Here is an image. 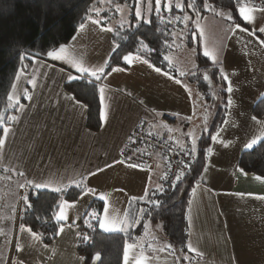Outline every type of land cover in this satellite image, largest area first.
<instances>
[{
	"label": "crops",
	"instance_id": "crops-1",
	"mask_svg": "<svg viewBox=\"0 0 264 264\" xmlns=\"http://www.w3.org/2000/svg\"><path fill=\"white\" fill-rule=\"evenodd\" d=\"M241 7L248 8L240 5L239 16ZM195 19L199 28H192L197 35L201 30L215 40V34H221L223 44L211 52L215 58L204 56L220 66L222 75L228 77L226 91L230 81L232 92H227L225 118L213 134L217 139L211 138L203 171L187 202L185 254L171 253L157 238L159 227L153 229L144 222L149 193L163 189L159 184L161 159L151 169L140 168L123 163L120 153L140 121L151 123L152 130L173 137L182 147L196 146L211 114L197 97L195 86L183 80L184 76L158 72L129 54L131 60L123 59L124 67L112 68L102 79L100 127L90 131L85 107L64 91L69 75L86 74L46 55L20 70L19 79L16 75L13 82L19 89L15 94L13 88L10 102L19 107L0 146V170L6 172L1 174L5 186L0 201V264H86L77 254L78 225L93 200L102 202L98 226L103 232L128 234L144 223L151 228L124 247L121 264H136L138 259L144 264H264V177L257 180L237 168L246 145L264 136V118L253 120L252 115L254 105L264 97V53L258 48V38L264 37L250 35L254 30L242 18L247 28L209 15ZM98 20L89 17L65 45L68 52L73 51L70 46L79 35L95 48L103 30ZM234 30V38H227ZM238 40H247V45L240 47ZM229 41L232 48L225 50ZM160 117L172 119L174 126L160 124ZM29 181L46 183L45 190L50 191L72 185L84 189L77 201L59 207L57 215L63 212L66 219L59 221L57 238L50 246L21 231L25 190L33 187ZM105 219L116 230L102 229L100 223ZM155 238L165 246H154ZM98 262L93 257L89 264Z\"/></svg>",
	"mask_w": 264,
	"mask_h": 264
},
{
	"label": "trees",
	"instance_id": "trees-1",
	"mask_svg": "<svg viewBox=\"0 0 264 264\" xmlns=\"http://www.w3.org/2000/svg\"><path fill=\"white\" fill-rule=\"evenodd\" d=\"M105 1L0 0V141L4 129L13 123L19 107L18 104H11L8 99L17 73L28 69L34 59H44L48 51L68 44L90 16L99 18L102 25V19L110 13L105 11L106 8L127 5L130 10L127 23L116 26L113 30L112 40L115 46L104 74L99 80L87 75H76L77 79L64 85V91L85 107L87 129L97 131L100 127L99 85L112 68L125 66L124 56L136 55L162 72L172 75L170 56L179 48L177 44L184 43L187 48L195 51V75L192 73L182 79L195 86L199 100L211 114L210 124L201 133L195 146V162L189 174L171 187H162L163 189L149 193L150 204L146 208L144 221L153 229L158 226L160 233L157 238L165 242L171 253L182 257L186 252L187 202L203 171L211 138L223 123L227 104L226 83L220 66L201 53L199 37L192 28V21L189 20L185 26L184 16L202 18L209 15L211 9L221 10L230 14L233 24L247 28L238 13L239 6L243 4L235 0H207L208 7L205 8L204 0H195L199 13L197 15V12L187 6L191 0H175L171 11L166 8L168 1L161 0L159 13L155 10V0H151L148 8L145 7L146 0H109L108 4ZM177 2L183 6V10L176 7ZM138 4L143 7L140 19H137L135 12ZM205 76L208 77L207 80L204 79ZM252 115L256 119L264 118V97L254 105ZM237 168L243 169L244 174L264 177V141L243 151ZM0 173L6 175L3 170ZM83 191L81 185L69 186L62 192L37 190L27 186L24 197H28L31 207L23 199L20 224L38 234L43 245L50 246L55 242L62 224L55 219L59 207L62 203L77 201ZM101 210L102 202L93 200L82 217L78 225L77 254L84 258L86 264L97 253L100 256L98 264H121L124 247L134 243L137 236L147 235V231L143 226L128 234L103 232L98 226ZM84 236L88 239L84 240ZM157 238L154 246L159 242H156Z\"/></svg>",
	"mask_w": 264,
	"mask_h": 264
},
{
	"label": "rangeland",
	"instance_id": "rangeland-1",
	"mask_svg": "<svg viewBox=\"0 0 264 264\" xmlns=\"http://www.w3.org/2000/svg\"><path fill=\"white\" fill-rule=\"evenodd\" d=\"M167 1L169 3L170 1L174 2L175 0H167ZM105 2L108 4L109 0H106ZM177 4H178V2H177ZM138 5H137V7H139V9L141 10L143 7L141 5H139V6ZM150 5H151V0H146L145 7L148 8ZM137 7H136V9H137ZM262 7H264V4ZM136 9H135V12H136ZM258 9H260V8H257V9L251 8V7L245 8V10L248 11L250 15H253L255 17V21L253 23L246 22L240 13L241 18L246 23H248L254 31H256V28L258 25L264 27V13H261L260 11H258ZM106 10L110 11V13H108L106 15L107 17L102 19V22L104 23V24H102L103 30H101L100 39H99L98 44L95 45V48H92V45H91L92 41H88V40L84 41V39H81L80 35L77 36V38L72 42V44L70 46V47H73V51L71 50V52H68V55L76 58L78 61H80L82 63V66H84V67L98 68V67L104 66L106 61L108 62V58L111 55V53L114 49V46H115L113 43V40H112V36H111L112 34H110V32L116 26H121V25L127 23L129 11H130L129 8L127 7V5L118 6L116 8H110V9L106 8L105 11ZM209 16L213 17V18H220V19L226 18L228 21L232 22V19L227 18V17H230V14L228 12L225 13L221 10H214L213 11L211 9ZM94 17L97 19L96 16H94ZM88 20H89V18H88ZM189 20L193 21L192 26H194V28L197 30V28H199V24L197 23L198 20L197 19L193 20V18L189 19ZM189 20L183 21L185 26H186V24H188ZM81 29L79 28L78 30H81ZM241 29H243V28H241ZM241 29L239 31L245 30V29H243V30H241ZM198 33H199L198 37H199V42H200L201 53L204 55L205 51H207L209 53V55L211 54V58L214 59L215 57H213L211 52L214 49V47L219 48L223 44V40L221 41V34H215V36H214L215 40H214L209 35L208 32L204 33V31L200 30V32H198ZM244 33H247V32H244ZM256 33H258L257 34L258 36L260 34L264 37V33H260L258 31H256ZM235 34H236V30L231 31L227 35L228 36L227 38H230L232 40V38H234ZM261 41H262V39L259 40V38H258V48L260 49L261 54H262V53H264V44H262ZM236 43L240 47H242L243 45L246 46L247 40H242V41L238 40V41H236ZM232 44L233 43L231 41H229L225 50L229 49ZM82 47H84V48H82ZM89 47H91V48H89ZM177 47H179V48L174 51L172 56H170L171 57L170 61L173 65V66H171V73H172L173 77L179 76V78H180L181 76H187V73L189 71L194 70V68H196V61H195V51L193 49L187 48L184 45V43L177 44ZM79 49L81 50V52L79 51ZM175 59H176V63H175ZM51 60H53V59H51ZM56 61L61 62L63 65L67 66L66 68H68V69H71V70L74 69L64 60H54L53 62H56ZM33 62L34 63L36 62L35 59L33 60ZM72 72H74V71H72ZM90 78H93V77H90ZM15 89H16L15 94H17V90L19 89V87L17 86ZM11 91H12V96H13V86L9 92L10 94H11ZM197 97H199V95ZM171 134L175 135L174 132H172ZM191 146H192L191 148L193 149V145H191ZM3 180H4V178L0 173V201L3 198V193H4L3 189L5 186ZM144 224H145L144 228L146 229V231H149V229H151L150 226L146 225V223H144ZM158 245L159 246L160 245L165 246V244L161 241L158 242Z\"/></svg>",
	"mask_w": 264,
	"mask_h": 264
},
{
	"label": "built area",
	"instance_id": "built-area-1",
	"mask_svg": "<svg viewBox=\"0 0 264 264\" xmlns=\"http://www.w3.org/2000/svg\"><path fill=\"white\" fill-rule=\"evenodd\" d=\"M253 8H261L264 0H235ZM160 124L173 127L175 122L166 117L157 120ZM151 123L140 121L132 130L121 153L120 160L128 165L151 169L157 159H161L163 169L159 184L163 188L171 187L187 176L195 162V153L189 147H182L173 137L157 134L151 129ZM177 176L180 177L177 180Z\"/></svg>",
	"mask_w": 264,
	"mask_h": 264
},
{
	"label": "snow or ice",
	"instance_id": "snow-or-ice-1",
	"mask_svg": "<svg viewBox=\"0 0 264 264\" xmlns=\"http://www.w3.org/2000/svg\"><path fill=\"white\" fill-rule=\"evenodd\" d=\"M138 2H139V0H138ZM187 6L189 8H191L194 12H197V15L199 14L198 13V10L196 8L195 0H191V2L188 3ZM204 6H205V8L208 7L207 0H204ZM176 7L177 8H180L181 10H183V6L180 5V4H177ZM166 8L169 11L172 10V5H171L170 2L166 5ZM253 8H255V6H253ZM160 9H161V0H155V10H156V12L159 13L160 12ZM258 11H260L261 13H264V7H261L260 9H258ZM240 13H241V15L243 16V19L246 22L253 23L255 21V17L253 15H250L249 12L245 10V8L241 7L240 8ZM136 17H137V19H140L141 18V12H140L139 7H137V9H136ZM227 18L228 19H231V17H227ZM189 19H192V18L189 17V16H187V15L184 16V20H189ZM145 22H148V21H145ZM237 27H239V26L237 25ZM81 28H83V24L81 25ZM256 31H258L260 33H264V27L258 25L257 28H256ZM256 31L251 32L250 35H255L256 34ZM141 43L143 44V42H141ZM261 43L264 44V40H262ZM144 47H147V45H144ZM204 55L205 56H208L209 53L207 51H205ZM47 56L50 57V58H52L53 60H64L72 68L75 69V72L80 73L82 76L86 74L87 76L93 77L96 80H99L101 78V76L105 72V67L107 66V61H106L105 62V65L102 66V67H98V68L84 67V66H82V63L80 61H78L76 58L71 57V56L68 55V50H67V47L65 45H61L58 50L48 51L47 52ZM21 58H23V57H21ZM123 59L125 61H130L131 60V56H127L126 55V56L123 57ZM117 70L118 69H115V68L112 69V71H117ZM156 71L159 72L160 69L159 68H156ZM193 75H195V73H193ZM77 78L78 77H76L74 75H69L68 80L69 81H72V80H75ZM17 79H19V73L17 74ZM204 79L207 80L208 77L205 76ZM223 79L225 81H228L227 75H224L223 76ZM13 88L15 89V85H13ZM100 92L103 93L104 92V89L101 88L100 89ZM227 92H229V93L232 92V87H231V82L230 81H229V86L227 88ZM26 98L31 99V97H26ZM8 99H9V101H11L13 99V96L12 95H9ZM17 103H19V101H17ZM229 104H231V100L230 99H229ZM9 119H14V117H9ZM255 119H256V117H253V120H255ZM257 123H259V121H257ZM4 132H5V134H7L8 129L5 128L4 129ZM212 139L215 140V139H217V137L216 136H213ZM261 141H264V136H261L259 138H253L250 141V143H248L246 145V148L251 149V148H253L254 145H256L257 143H259ZM2 143H3V141H0V145H2ZM194 150H195V146L193 144V151ZM239 171L243 172V169H240ZM20 174L23 175V173H20ZM179 179H180V177L177 176V180H179ZM256 179L257 180H260L261 177H256ZM29 184H31L33 186V188L34 189H37V190H42V189H45V188L48 187V184H46V183H36V182H33V181H29ZM21 187H24V185H21ZM52 191L62 192V189L61 188H54V189H52ZM37 195H39V193H37ZM23 199H24L25 204L28 205V207H31V205L28 203V197L25 196ZM101 199H103V196H101ZM55 219L57 221H62V220H65L66 217L63 214V212H61L59 215H57L55 217ZM89 226H91V225H89ZM100 227L102 229H104L105 231H114V230H116L114 227H112V226L109 225V221L107 219L101 221ZM121 230H123V229H121ZM21 231H27V232L31 233L33 239H36L37 236H38V234L32 233V230L30 228H25L23 225H21ZM61 231H63V229H61ZM83 239L84 240H87L88 237L87 236H84ZM17 249L19 251H23V249L20 248L19 245L17 246ZM189 250L192 251L193 249H191V247H190ZM127 258H128V250L126 248L125 249V260L126 261H127ZM95 259L96 260H99L100 259V256H99L98 253L95 256ZM136 264H144V260L143 259H138L136 261Z\"/></svg>",
	"mask_w": 264,
	"mask_h": 264
}]
</instances>
